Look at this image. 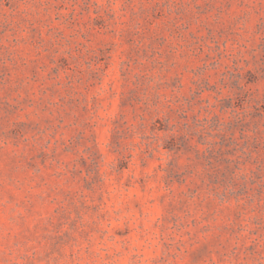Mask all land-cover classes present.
I'll use <instances>...</instances> for the list:
<instances>
[{
	"label": "rangeland",
	"instance_id": "rangeland-1",
	"mask_svg": "<svg viewBox=\"0 0 264 264\" xmlns=\"http://www.w3.org/2000/svg\"><path fill=\"white\" fill-rule=\"evenodd\" d=\"M0 264H264V0H0Z\"/></svg>",
	"mask_w": 264,
	"mask_h": 264
}]
</instances>
